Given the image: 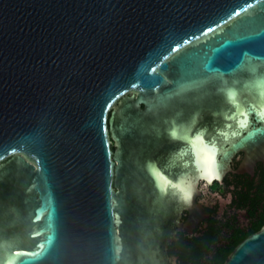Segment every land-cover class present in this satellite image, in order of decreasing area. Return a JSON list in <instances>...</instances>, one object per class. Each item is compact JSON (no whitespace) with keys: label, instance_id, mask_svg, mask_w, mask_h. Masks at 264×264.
Returning a JSON list of instances; mask_svg holds the SVG:
<instances>
[{"label":"water","instance_id":"water-1","mask_svg":"<svg viewBox=\"0 0 264 264\" xmlns=\"http://www.w3.org/2000/svg\"><path fill=\"white\" fill-rule=\"evenodd\" d=\"M257 94L264 0H0V264H162L147 162L173 177L171 121L223 103L253 142ZM222 264H264V224Z\"/></svg>","mask_w":264,"mask_h":264},{"label":"flooded vegetation","instance_id":"flooded-vegetation-1","mask_svg":"<svg viewBox=\"0 0 264 264\" xmlns=\"http://www.w3.org/2000/svg\"><path fill=\"white\" fill-rule=\"evenodd\" d=\"M250 99L257 103L258 109L264 108V96L257 94ZM226 104L221 105L223 110L219 113H201L197 124L207 126L214 135V130L224 128L226 123L223 119L224 114H228ZM263 118V113L257 118L249 115L251 125L241 137L253 127L264 130ZM216 140L223 149L220 157L222 181L208 187L198 185L190 209L175 202L173 206L181 205L178 213L174 212L160 224L157 250L162 255V264H181L182 254H215L234 248L259 230L256 228L264 220V133H258L253 142H247L232 154L228 151L230 140L228 143L222 137ZM171 172L173 177H169L174 180L180 169Z\"/></svg>","mask_w":264,"mask_h":264},{"label":"clouds","instance_id":"clouds-1","mask_svg":"<svg viewBox=\"0 0 264 264\" xmlns=\"http://www.w3.org/2000/svg\"><path fill=\"white\" fill-rule=\"evenodd\" d=\"M225 94L229 103L233 105L237 103L234 89L225 90ZM223 119L227 122L233 117H229L225 113ZM198 120L199 113H196L191 122L177 124L173 120L171 127L166 129L168 139L181 144L180 148L169 153L165 164V168L180 169L174 180L165 175L157 161H148L146 164L161 197L167 196L171 192L178 203L189 209L193 206L198 185L202 184L203 187H208L214 182L222 181L220 157L223 154V149L216 137H222L225 143H228L232 138L227 131L230 127L228 123H225L224 128H216L213 135L207 126L197 129Z\"/></svg>","mask_w":264,"mask_h":264},{"label":"trees","instance_id":"trees-1","mask_svg":"<svg viewBox=\"0 0 264 264\" xmlns=\"http://www.w3.org/2000/svg\"><path fill=\"white\" fill-rule=\"evenodd\" d=\"M263 224L264 220L260 222L256 229L261 228ZM232 250L233 247L222 249L215 254H182L181 264H222Z\"/></svg>","mask_w":264,"mask_h":264},{"label":"snow or ice","instance_id":"snow-or-ice-1","mask_svg":"<svg viewBox=\"0 0 264 264\" xmlns=\"http://www.w3.org/2000/svg\"><path fill=\"white\" fill-rule=\"evenodd\" d=\"M209 31H211V29H209Z\"/></svg>","mask_w":264,"mask_h":264}]
</instances>
